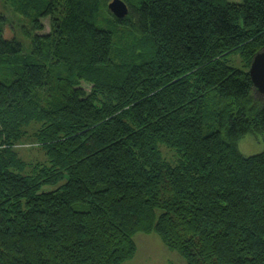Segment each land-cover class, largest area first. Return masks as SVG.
<instances>
[{
  "label": "trees",
  "instance_id": "obj_1",
  "mask_svg": "<svg viewBox=\"0 0 264 264\" xmlns=\"http://www.w3.org/2000/svg\"><path fill=\"white\" fill-rule=\"evenodd\" d=\"M112 1L3 0L28 22L0 12V264H123L138 232L264 264V150L238 144L264 140V0Z\"/></svg>",
  "mask_w": 264,
  "mask_h": 264
},
{
  "label": "rangeland",
  "instance_id": "obj_2",
  "mask_svg": "<svg viewBox=\"0 0 264 264\" xmlns=\"http://www.w3.org/2000/svg\"><path fill=\"white\" fill-rule=\"evenodd\" d=\"M240 2L241 0H230ZM3 0H0V12H3L9 22L6 25V33L7 36L15 35L18 38H23V25H27L28 19L23 15L19 14L14 9L4 4ZM42 23H44L45 28L41 31V33H48L51 28V23H49V19H42ZM23 36H22V35ZM25 40V39H24ZM26 41V40H25ZM28 44V41H26ZM237 65L240 64V61L236 62ZM263 96V95H262ZM264 97V96H263ZM24 145H19V150H21V156L25 157L28 162L27 171L30 170V161H43L45 160V154L43 153L41 147L37 145L33 138H27L24 141ZM240 152L245 156H250L254 154H259L264 150V140L260 137H256L252 134L241 139L239 142ZM165 155L168 158L174 159V154L172 151L166 149L164 151ZM135 243L137 246V251L135 253V257L129 260H126L123 264H184V258L179 255L174 250H171L166 244L163 243L159 234L155 233H141L138 232L135 234Z\"/></svg>",
  "mask_w": 264,
  "mask_h": 264
},
{
  "label": "water",
  "instance_id": "obj_3",
  "mask_svg": "<svg viewBox=\"0 0 264 264\" xmlns=\"http://www.w3.org/2000/svg\"><path fill=\"white\" fill-rule=\"evenodd\" d=\"M108 8L118 18H124L129 12L128 5L123 0H113L109 3ZM254 57L250 65V76L254 89L264 96V50L257 52Z\"/></svg>",
  "mask_w": 264,
  "mask_h": 264
}]
</instances>
